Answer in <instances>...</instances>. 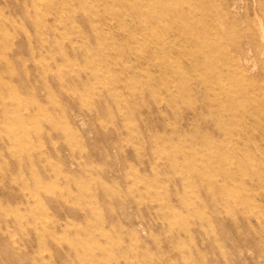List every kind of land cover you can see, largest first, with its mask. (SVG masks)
<instances>
[{
  "label": "rangeland",
  "instance_id": "rangeland-1",
  "mask_svg": "<svg viewBox=\"0 0 264 264\" xmlns=\"http://www.w3.org/2000/svg\"><path fill=\"white\" fill-rule=\"evenodd\" d=\"M257 25L264 0H0V264H264Z\"/></svg>",
  "mask_w": 264,
  "mask_h": 264
},
{
  "label": "bare ground",
  "instance_id": "bare-ground-1",
  "mask_svg": "<svg viewBox=\"0 0 264 264\" xmlns=\"http://www.w3.org/2000/svg\"><path fill=\"white\" fill-rule=\"evenodd\" d=\"M91 5V4H90ZM253 17H256V13L255 12H253ZM187 21V20H186ZM254 22V21H253ZM256 22V21H255ZM257 27H258V30H259V33H260V36L261 37H264V28H262V26L261 25H257ZM103 74V73H102ZM219 75V74H218ZM209 79V78H208ZM171 82V81H170ZM212 87V86H211ZM224 87V86H223ZM222 88V87H221ZM226 89V88H225ZM225 89L223 90V91H225ZM218 169V168H217ZM231 196V195H230ZM235 203V202H234ZM33 211V210H32ZM113 211V210H112Z\"/></svg>",
  "mask_w": 264,
  "mask_h": 264
}]
</instances>
